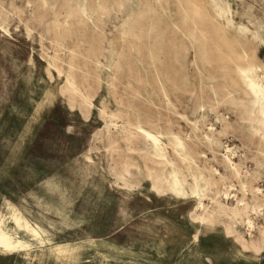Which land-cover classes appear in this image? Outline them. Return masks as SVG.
Returning <instances> with one entry per match:
<instances>
[{"label": "rangeland", "instance_id": "obj_1", "mask_svg": "<svg viewBox=\"0 0 264 264\" xmlns=\"http://www.w3.org/2000/svg\"><path fill=\"white\" fill-rule=\"evenodd\" d=\"M263 1L0 0V214L7 226L16 231V210L44 219L54 245L102 242L105 253L125 246L164 264L197 253L216 264H264V216L252 235L260 250H246L240 223L215 212L201 222L193 198L158 192L152 177L174 166L187 187L222 175L239 188L238 177L264 213L263 132L250 120L253 95L239 72L253 68L264 82ZM70 64L90 105L60 94L45 107ZM135 125L159 134L166 162ZM175 137L194 162L174 152ZM50 175L63 177L54 185L60 192L40 182ZM31 179L35 193L27 192ZM229 226L235 234L226 235ZM0 264L30 263L0 249Z\"/></svg>", "mask_w": 264, "mask_h": 264}, {"label": "bare ground", "instance_id": "obj_2", "mask_svg": "<svg viewBox=\"0 0 264 264\" xmlns=\"http://www.w3.org/2000/svg\"><path fill=\"white\" fill-rule=\"evenodd\" d=\"M70 4H72V3H70ZM82 12H84V11H82ZM219 12H220V10H219ZM70 15H71V13H70ZM82 15L84 16L85 14H82ZM55 17H57V16H55ZM225 18H226V15H225ZM68 19H70V18H68ZM66 22H67V20H66ZM90 22H91V20H90ZM45 24H48V23H45ZM57 24L58 23H56V25ZM230 24L231 23H229V25ZM232 24H233V22H232ZM49 25H51V24H49ZM46 27L48 28L51 26L46 25ZM65 27L67 28V25ZM240 29H241V27H240ZM242 31L249 32L248 30H242ZM253 33H255V32H253ZM255 35H256V33H255ZM98 66H100V65H98ZM101 67H102V64H101ZM75 69H76V67L73 64L69 65L67 74L65 75L64 85L62 86V88L51 90L47 94V96L45 98V102H44L45 107L47 106L48 103L50 104L51 102H53L55 100L56 95H60V94H62V95L68 94L71 97V100H73V99L75 100L76 98H80L83 100V102L85 104L90 105V101H89L90 99H88V97L84 93V90H83L84 87L82 88V85L77 81ZM239 72L242 74V76L246 80V82H248L250 92L253 95V106H252V111L250 112V120L257 125L259 131L263 132V138H264V84H263L264 82L261 83V81H259L257 79L258 76L257 77L255 76V73H254L255 71L253 68L252 69L240 68ZM57 73H58V71H57ZM58 74H64V71L59 70ZM260 78L263 79V77H260ZM87 85H88V83H87ZM74 102H76V101H74ZM70 104H72V103H70ZM72 107H74V106H72ZM83 114L85 117H87V115H88L87 112H83ZM113 120L114 119L112 117L110 120V124L115 125ZM253 127H256V126L253 125ZM134 129L137 131L136 133L138 135L142 136L152 146L153 155H155V157H157L159 160L161 159V160H164L166 162V156L164 154V148H163L162 141L160 139L159 134L156 132L146 130L141 125H135ZM208 129H210V128H208ZM261 140H263V139H261ZM152 150H151V152H152ZM173 150L182 159V161L184 163L190 164V163L194 162V158L191 155H189V153L187 152L186 145L181 139L176 138V137H175V139H173ZM226 150L224 152H227V155H226L227 163L229 162L230 166L232 168L236 169V166H234V163H233L232 159L230 158V157H233V155H234L233 151L230 149H226ZM161 164H159V165H161ZM123 165H125V164H123ZM172 167H173L172 171L169 175H164L161 173L160 175L152 176L154 178L155 190H157L158 192H163V191L169 190V191L175 193L176 195H178L180 197H184V199H185V197L186 198L187 197L193 198L197 204V207H196V209L198 211V217L197 218L201 222H205L208 220V217H209L208 215L210 214V212H215L219 216L227 217L233 222L240 223L244 227L246 235L249 237V238H246L243 235L238 234L237 239L240 241L242 247L244 249H253V250H255V252H258L260 250V246H259L260 242L253 240L252 235L256 229L255 219L260 215L264 216V213L262 210L263 206H261L259 204L257 205L255 203H252L249 201V198L247 197V193L249 191L247 183H245L241 179H238V177H237V184L239 186V188H238L233 181L226 179L222 175H219L218 179L212 178L211 180L210 179L209 180L204 179L202 177L193 178V180H194L193 186L187 187L185 184V180H184L185 177H184L183 173L180 172L178 169H176L174 166H172ZM134 168H131V169H134ZM232 168H231V170H232ZM128 170H127V168H125L122 175L125 176L128 173ZM215 173H216V171H215ZM238 174H237V176H238ZM237 192H241L242 196L241 197L238 196ZM259 192H260V190H259ZM255 194H256V192H255ZM181 204H183V203H181ZM181 211H183V210H181ZM250 213H253L255 215V218L251 217ZM190 214H192V213H190ZM10 220L12 222V227L16 231H13L12 229H10L7 226L6 220L4 219L3 215L0 214V249L3 250L4 252L9 253V254H15V255L21 256V258L25 262H28L30 264H91V260H98L99 257L102 258V260L105 262L108 260H111V259L115 260L116 262H114L112 264H150V263L140 262L136 258H132V260H126V257L128 256L129 251L124 250V249H121V250L115 249V246H112L113 247V249L111 250L112 253H109V252L105 253L102 250V248L104 247L105 244L102 242H93V241L87 242L86 241V242L77 243V244L67 243V244H56V245H54V244H52V242L48 238L45 237L46 232L43 230L42 227H40L37 224H32L26 218H24L23 215L19 211H16V210H14L10 214ZM193 224L196 225V223H193ZM200 224H203V223H200ZM210 226H212V225H210ZM203 230H205V229H203ZM17 231H23L25 234H27L28 236L31 237V240L27 241L23 238L18 237ZM235 233H236V231L233 227H231V226L227 227L226 235H233ZM263 234H262V237H264ZM193 237H194V241L199 240L198 235H195Z\"/></svg>", "mask_w": 264, "mask_h": 264}, {"label": "crops", "instance_id": "obj_3", "mask_svg": "<svg viewBox=\"0 0 264 264\" xmlns=\"http://www.w3.org/2000/svg\"><path fill=\"white\" fill-rule=\"evenodd\" d=\"M18 152L14 155L13 159H16L18 157ZM14 162V161H13ZM62 178L59 175H50L44 179H42L40 182L42 183H47V185H50L49 187L52 189L51 191L53 192H60L61 190L58 188L56 189V186L59 185L57 183H62ZM28 183L27 184V192H32L35 193L36 192V184H35V180L31 179V180H27ZM30 184H32V186H30ZM56 185V186H54ZM55 187V188H54ZM38 189V188H37ZM29 196V194H28ZM8 200V199H6ZM26 218H29V220H35L36 224L39 225L40 227H42L44 230H47L49 233L52 234V231L48 230L50 229L47 225L45 226L44 223V219H40L38 216H34L32 214H25ZM28 220V219H27ZM44 226V227H43ZM196 242V241H195ZM59 244H67V243H59ZM56 245V244H55ZM124 250H128L129 254L126 257V260H132V258H136L138 259L140 262H144V263H150V264H164L161 260L155 259V258H151L149 255H147L146 253L144 254L143 252H139V253H132V249L130 247H125L124 246ZM247 250V249H246ZM255 251V250H254ZM137 252V251H136ZM210 259V260H209ZM210 262H209V261ZM173 264H216L214 259L211 256L208 255H204V254H193V255H188L187 258L175 261Z\"/></svg>", "mask_w": 264, "mask_h": 264}]
</instances>
